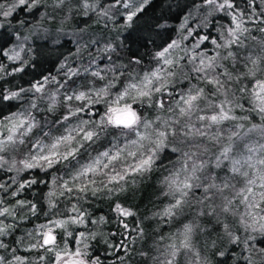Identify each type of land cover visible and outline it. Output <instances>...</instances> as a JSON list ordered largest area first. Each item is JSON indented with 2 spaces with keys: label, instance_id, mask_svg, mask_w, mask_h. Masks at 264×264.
Here are the masks:
<instances>
[{
  "label": "trees",
  "instance_id": "16d2710c",
  "mask_svg": "<svg viewBox=\"0 0 264 264\" xmlns=\"http://www.w3.org/2000/svg\"><path fill=\"white\" fill-rule=\"evenodd\" d=\"M221 3L40 0L33 5L28 0L20 5L0 0V264H56L57 252L77 248L99 264H164L172 259L165 253L173 245L179 249L174 264H264L259 196L264 188L257 180L255 195L244 200L248 193L238 192L246 179L231 171V160L243 163L251 156L254 167L241 171L255 179L261 167L257 160L264 158V101L259 98L264 92L258 86L264 81V0H231L232 7L223 9ZM137 7L141 10L129 21ZM238 22L247 31L231 36L228 29ZM174 42L164 57L157 55ZM17 54L18 59L10 58ZM210 59L212 66L205 67ZM133 84L150 95L138 96L129 87ZM197 90L202 95L196 107L181 115L184 100ZM81 92L86 98L74 99ZM118 97L124 99L116 103ZM130 103L142 122L132 128L104 123L113 106ZM221 104L230 119L212 124L197 118L217 114ZM85 121L84 130L96 133L92 140H84L80 131ZM189 126L206 135H188L194 131ZM163 130L168 131L166 146L148 170L109 180L114 171L138 162L142 148L138 143L131 149V140L139 142L144 135L154 140ZM217 133L220 142L211 139ZM68 135L74 140L60 145L62 152L75 149L72 156L53 157L57 162L51 167L37 159L42 144L48 152L56 139ZM222 144H230L231 159L219 157ZM137 149V156L127 155ZM117 151L122 153L118 161L102 163L109 167L73 179L95 157ZM25 161L36 166L27 168ZM185 161L189 168L204 163L197 173L201 179L192 181L200 186L189 189L183 205L165 215L180 199L169 182L176 173L184 178ZM213 181L233 187L205 192ZM225 197L233 202L228 212L222 211ZM117 205L132 215L122 217ZM72 218L83 223H71ZM60 220L69 222L57 227ZM186 225L193 229L190 250L182 247ZM49 229L56 239L45 245Z\"/></svg>",
  "mask_w": 264,
  "mask_h": 264
},
{
  "label": "snow or ice",
  "instance_id": "6c2138e0",
  "mask_svg": "<svg viewBox=\"0 0 264 264\" xmlns=\"http://www.w3.org/2000/svg\"><path fill=\"white\" fill-rule=\"evenodd\" d=\"M28 2V0H18V3L20 5H24ZM60 3H63V0H59ZM146 2V0H145ZM208 3H214L215 0H207ZM33 5L40 3V0H32ZM87 6V5H85ZM127 7H130V5H126ZM0 7H2V5H0ZM16 5L13 4L12 8H15ZM219 7L221 9L225 8V7H232V3L231 0H223V3H221L219 5ZM141 9L139 7L135 8V10L131 11L128 16L127 19L129 21H131L133 19V17L136 15L137 12H139ZM12 9H9V11H6L3 13L4 16H8L11 14ZM105 15H107V13H105ZM239 19V14L233 15V20L237 21ZM239 31H247L246 28L242 27V23L238 22L235 25V28H230L228 29V32L231 36H236L237 32ZM205 39H207L205 37ZM229 43H231L232 41H228ZM215 43V41H214ZM175 46V42L173 44H170L167 48H165L163 51L159 52L157 55L160 57H164L166 53H168L169 49ZM12 59H18L19 58V54H17L14 57H10ZM165 63L167 64H171L172 61L171 60H165ZM255 63V62H254ZM201 64H204V61L201 60ZM212 66V60L210 59L208 61V63L205 65V67H211ZM153 77L159 78V74L158 73H153L152 74ZM145 81H146V86H151L153 84V81L150 80L147 76L145 77ZM213 83H217V81L213 80ZM259 88L261 90V92H264V81H261L259 83ZM131 89H135L137 91V95L141 96V97H147L150 95L149 91H145V90H140L137 89L136 85H130L129 86ZM40 89L37 88V91H39ZM156 91H159L160 89L157 88L155 89ZM101 92H106L105 89H101ZM127 94V93H125ZM13 95H16L15 93H13ZM99 95V93H98ZM200 95H202V90H197V94L196 95H189L187 97V99L184 100V104L186 105V107L181 109V115H186L188 114L193 108L196 107L195 105V101H197L200 97ZM85 93L81 92L79 95L75 96L76 100H83L85 99ZM262 101H264V96L259 97ZM261 112H264V106L261 107ZM111 112L115 113L114 116H109L107 122L116 124V125H123L125 128H132L134 125H137L140 122V117L137 115V113L131 108V106H126L124 109H110ZM199 120H210L212 122V124H219L222 121L228 120L230 119L229 114L227 111H225L224 109V105L221 104L219 107V111L217 112V114L211 115L210 117H204V116H198L197 117ZM234 119V118H233ZM86 123V122H85ZM145 128H148L149 125L146 123ZM189 127H193L194 126H189ZM208 127H211V124L208 125ZM255 127V126H254ZM30 130V129H29ZM83 131V139L84 140H92L93 137L96 135V133L94 131H86V130H81ZM154 135L156 136V140H155V148L153 149V151H155L156 149H158L161 146L165 145L166 139L168 137V131L167 130H163V131H158L155 132ZM188 135H194V136H204L206 135V133L200 129H195L192 132H189ZM220 133H217L215 135H213L211 137L212 140L220 142V138H221ZM235 135V133L233 134ZM9 140L12 139L11 136L8 137ZM149 136L144 135L140 137V141H133V145H136L137 143L140 144V148L143 147V143L142 141L144 140H148ZM229 141H231V136L228 137ZM74 137L72 135H68V136H64L59 138L56 143H54L53 145H51V149L52 151L50 152L49 155H42L37 159H42L45 163H47L49 165V167L52 166V163L55 159H53V157H60L61 159H67L69 156H72L75 149L72 150H68L65 151L63 153H61L58 150V145H60L61 143H65L68 144L69 142L73 141ZM262 149H264V145L261 146ZM232 151V148L229 145H223L222 144V151H220L219 153V157L224 159V160H229L231 159L230 157V153ZM139 149H137V151H128L127 155L128 156H132L135 157L138 155ZM122 153L120 151H117L114 155L110 154L109 152H104L101 154V156L103 157H108L110 162H115L118 161L121 157ZM217 158L216 161V167L219 168L221 167V159ZM252 157L249 156L247 158V160H245L243 163L240 160H231V164H232V168L231 171L233 173H238L239 175H241L242 177H244L246 179V186L244 188H241L238 192V194H243V193H248V195H242V198L244 200H248L251 196L255 195L254 189L252 187V185H255L257 180H259L260 182V187L264 188V158H260L257 160V164L260 165L261 167L257 170L258 174L257 177L255 179L250 178L249 176V172L248 171H241V169L245 166H247L248 168H253L254 165L251 163ZM154 160H153V155H144V156H140L138 159V162L133 166L130 165L128 166L127 169H125L124 172H113V174H111L108 178L110 181H117V180H124L125 178V174L128 171H132V172H143L148 170L151 165L153 164ZM24 166L27 168H32L35 167L36 164L34 163H29L27 161L24 162ZM109 167V164H102L101 159L98 157L97 159H95L93 161V163L86 165L83 167V169L81 171H79L77 173V176H74L73 179H77V177H84L86 174L88 173H95L97 171V169L99 167ZM205 165L203 162H201L200 164H197L195 162H193V164L191 165V167L189 168L187 161H185L184 167L182 169V171L185 172L184 178L181 180L179 179L180 173H176L172 178H170V182H169V188L170 191H172L173 194L178 193L180 196V199H176L175 204L172 205L171 207H169L168 209L165 210V215H172L174 212V209H179L183 203L185 202V198L188 196V190L193 188V187H198L200 186L199 184H194L192 181H199L201 179V177L199 175H197L198 172H201L204 169ZM209 179L211 180L212 178L209 177ZM90 183H92L93 181H89ZM22 187V185H21ZM233 185H231L230 183L224 182L222 183V185L218 186L214 181L208 184V187L205 188V192H208L211 189H229L232 188ZM86 190V188H82L81 189ZM69 191H71V189H69ZM51 195V194H50ZM261 200H264V191L260 192L259 194ZM232 201L228 200L225 197V204L222 207V211L224 212H228L231 210V205H232ZM8 209H4V212H7ZM117 211L120 212L122 215L124 216H129L132 215V213L127 210L122 208L120 205H117ZM3 213H0V215H2ZM262 220H264V217L261 218ZM69 221H56V225L57 227H63L66 223H68ZM71 223H83L82 219H76V218H72ZM227 228V226H225ZM192 226L191 225H186L184 228V240L182 241V247L183 249L186 250H190L191 249V244H190V235L192 232ZM260 230L262 232H264V223L260 224ZM70 234V233H69ZM55 236L52 234V230L49 229L47 232L44 233L43 235V243L45 245H52L55 242ZM238 239V238H236ZM172 247V251L169 253H165V256L167 257L168 255H170L172 257L171 260L169 259H165L164 264H174L175 258L178 254L179 249L176 248L175 245L171 246ZM84 248H87V245H84ZM262 253H264V249L260 250ZM64 255L62 256L61 253L57 252L56 256L57 259L61 261V264H89V261L86 259V252L82 251L80 248H77L74 252H69L67 249L64 250ZM197 256L199 255L198 253L196 254ZM19 259V258H18ZM91 264H99L98 261H92Z\"/></svg>",
  "mask_w": 264,
  "mask_h": 264
},
{
  "label": "rangeland",
  "instance_id": "374dc122",
  "mask_svg": "<svg viewBox=\"0 0 264 264\" xmlns=\"http://www.w3.org/2000/svg\"><path fill=\"white\" fill-rule=\"evenodd\" d=\"M124 98L123 97H118L116 100V103L119 101H121V100H123ZM131 106V108L134 110V108L132 107V105H131V103L130 104H122V105H119V107H118V105H116V106H113L111 109H124L126 106ZM135 111V110H134ZM136 112V111H135ZM137 113V112H136ZM115 115V113H113V112H111L110 110L107 112V114H106V116H105V118H106V121L108 120V117L109 116H114ZM9 121H8V123H7V125H9ZM107 124H111V125H116V124H113V123H110V122H107ZM8 127V126H7ZM14 130H12V134H14ZM59 139V138H58ZM58 139H56V141L58 140ZM56 141L54 142V143H56ZM133 141H138V140H136V139H134V140H131L130 141V146H131V149H133L134 147H136V145L138 144H136V145H133ZM54 143H52L51 145H53ZM51 145L49 146V148H51ZM137 146H139V144L137 145ZM51 150L52 149H50V151H45V146H44V144H42L41 146H40V148H39V152H38V155H40V156H42V155H49L50 154V152H51ZM58 150L60 151V152H62V150H61V145H58ZM98 157H95L94 158V160L95 159H97ZM99 158L101 159V161H102V163H106V162H108L109 161V158L108 157H103V156H99ZM93 160V161H94ZM93 161L91 162V163H93ZM90 163V164H91ZM123 208V207H122ZM124 209H126V208H124ZM118 213H120V212H118ZM120 215L122 216V217H125L124 215H122L121 213H120ZM52 234L55 236V238H56V235H55V233H53L52 232ZM61 255L63 256L64 254H62L61 253ZM56 264H61V261L60 260H58L57 259V261H56ZM89 264H91V262H89Z\"/></svg>",
  "mask_w": 264,
  "mask_h": 264
},
{
  "label": "clouds",
  "instance_id": "9594fccd",
  "mask_svg": "<svg viewBox=\"0 0 264 264\" xmlns=\"http://www.w3.org/2000/svg\"><path fill=\"white\" fill-rule=\"evenodd\" d=\"M16 94V93H15ZM17 95V94H16ZM12 96H15V95H13V93H12ZM74 99H75V97H74ZM131 99H135L134 97H132ZM86 122V123H85ZM84 122V124L81 126V130H84V127L89 123V122H87V121H85ZM140 122H142L141 121V118H140ZM104 123L106 124L107 123V121H104ZM155 140L156 139H151V138H149L148 139V143H146V144H143V147H142V154H141V156H144V155H153V160H155V159H157L158 157H159V154L160 153H162L163 152V149H164V147L166 146V144L164 145V146H161V147H159L158 149H156L155 151H153V149L155 148ZM63 153V152H62ZM0 160H3V157H0ZM39 161H37V163H38ZM57 161L56 160H54L53 161V163L52 164H54V163H56ZM48 165V164H47ZM49 166V165H48Z\"/></svg>",
  "mask_w": 264,
  "mask_h": 264
}]
</instances>
